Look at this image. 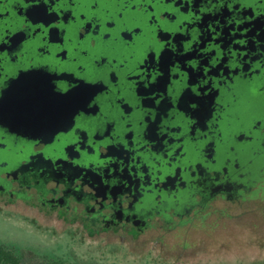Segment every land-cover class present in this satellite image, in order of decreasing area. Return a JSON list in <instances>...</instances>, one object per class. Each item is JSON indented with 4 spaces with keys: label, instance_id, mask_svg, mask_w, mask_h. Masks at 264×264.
<instances>
[{
    "label": "flooded vegetation",
    "instance_id": "obj_1",
    "mask_svg": "<svg viewBox=\"0 0 264 264\" xmlns=\"http://www.w3.org/2000/svg\"><path fill=\"white\" fill-rule=\"evenodd\" d=\"M263 193L264 0H0V206L126 244Z\"/></svg>",
    "mask_w": 264,
    "mask_h": 264
},
{
    "label": "rangeland",
    "instance_id": "obj_2",
    "mask_svg": "<svg viewBox=\"0 0 264 264\" xmlns=\"http://www.w3.org/2000/svg\"><path fill=\"white\" fill-rule=\"evenodd\" d=\"M217 207L205 230L187 231L184 239L175 232L121 244L0 206V245L18 257L13 264H264V193Z\"/></svg>",
    "mask_w": 264,
    "mask_h": 264
},
{
    "label": "trees",
    "instance_id": "obj_3",
    "mask_svg": "<svg viewBox=\"0 0 264 264\" xmlns=\"http://www.w3.org/2000/svg\"><path fill=\"white\" fill-rule=\"evenodd\" d=\"M19 259L10 250L0 245V264H13L18 263ZM51 264H66L62 260H54Z\"/></svg>",
    "mask_w": 264,
    "mask_h": 264
}]
</instances>
